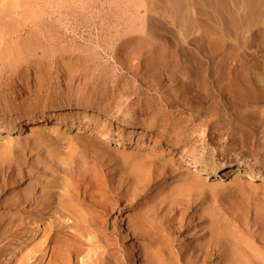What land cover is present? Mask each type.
I'll list each match as a JSON object with an SVG mask.
<instances>
[{"label":"bare ground","instance_id":"6f19581e","mask_svg":"<svg viewBox=\"0 0 264 264\" xmlns=\"http://www.w3.org/2000/svg\"><path fill=\"white\" fill-rule=\"evenodd\" d=\"M11 1L7 7L10 3L5 5L2 0L0 7H7L3 8L6 12H1L3 17L15 12L21 3ZM177 1L180 8H185V14L180 15L191 34L188 39L186 34L174 39L180 53L172 50L166 55L163 48L169 45L155 44L146 38H141L139 43L142 49L147 47L151 64L160 62L161 58L171 63L172 70L164 75L167 80L174 78L179 61L183 65L192 63V69L188 70L193 113L191 117H173L163 112L160 118L151 110L149 116L143 109L153 103L150 106L144 103L146 107L127 112L122 122L125 128L152 134L155 140L163 139L162 143L171 151H177V145L185 144L190 135L197 137L196 141L206 137L208 144L222 138L228 153L224 155L222 150L221 161L217 163L196 159L193 172L202 171L204 179H209L237 166L236 171L246 174L248 179L260 178L249 167L241 170L228 155L232 151L249 157L258 170L264 168V0ZM19 9L17 12H22ZM2 29H6L4 24ZM10 34L7 38L2 34L6 51L0 54V61H4L0 64V136L6 138L0 143V242L18 244L13 247L18 253L11 251L9 258L0 264H27V257H35L34 264H132L131 256H138L140 264H203L209 252H217V264H264L254 246L264 244V209L256 213L253 227L244 230L239 220L234 221L233 227L215 223L210 205H206L202 211L209 217L205 227L209 236L198 244H173L175 238L171 232L161 229L154 217L155 209L139 203L149 182L156 183L173 172L165 157L160 161L158 156L133 149L112 157L106 151L90 147L91 144L81 145L68 138L69 145L62 153L66 137L58 125L68 118L74 119L76 114L61 117L54 111L82 109L100 116V120L106 119L112 100L109 101L112 91L105 86L108 76L90 67L52 69L33 65L30 57L34 43L28 37L24 42L15 40L16 37L11 40ZM68 57L79 58L75 54ZM161 65V68L169 67ZM167 99H160L164 107H174L176 102ZM178 106L184 109L183 105ZM88 116L84 115L85 121L91 119ZM50 117L56 122L48 129L55 133L53 139L47 133L36 134V128L32 127L29 138L21 143L16 134L23 121L33 125ZM107 127L94 124L101 139L110 138ZM202 163L206 166L204 170L199 169L198 164ZM197 179L190 176L166 187L161 201L170 204L189 201L193 192L205 190ZM124 212L131 213L122 219ZM179 213L183 215L184 211ZM214 231L216 235L211 237ZM130 240L136 245L128 247L125 242Z\"/></svg>","mask_w":264,"mask_h":264},{"label":"rangeland","instance_id":"374dc122","mask_svg":"<svg viewBox=\"0 0 264 264\" xmlns=\"http://www.w3.org/2000/svg\"><path fill=\"white\" fill-rule=\"evenodd\" d=\"M3 1L4 4L5 2L6 4L10 3L7 7L12 4L11 0ZM163 1L164 0H27L26 2V0H19V2H21L20 4L23 3L22 6H24V8L23 10L19 9L21 6L18 4L16 9L22 12L19 13V11L17 12L15 9H13L15 11L13 12L11 9L13 15L9 13L11 15V17L10 15L7 16L9 19L3 17V13L6 12L3 8L6 6L1 5L0 17L2 16V18H0V27L2 28L4 24L6 29L0 30L2 32H0V54L6 51L5 47L3 48L2 46L4 38L1 36L3 34V36L7 38V35L11 32V40H14L16 37L15 40L24 42L29 38L32 43H34L32 46V56L30 57L33 65L52 69L69 66L70 68L82 67L80 68L81 70H86L90 67V69L92 68L95 71L100 70L105 73L106 76H108V79L105 80V86L109 88L113 94H109V101L112 100L109 102L110 114H108L106 119L102 118L100 120V116H94V114L89 113V111L87 112V110L84 111L82 109L64 108L61 109V111H54L56 115H62L61 117H64L65 114H76V119L68 118L64 121L65 123L58 125V129L64 132L66 137V142L63 143L64 145L61 147V152L63 153L67 150V145H69L67 143L68 138L81 145L91 144L90 147L97 151H106V153L110 154L112 157L116 154L119 155L123 153V151L124 153L130 152V150L133 149L158 156V160L160 161L166 158L165 160L169 161L168 165L172 167L173 172L170 174L168 173L169 175L166 174L164 177L165 179H161L156 183H152V181L149 182L145 188V193L142 194L143 197L139 199V203H145L148 206L150 205V208L155 209L154 217L162 225L161 229H166L171 232L173 238H175L173 244H198L209 236V229L205 228L208 226L207 224H209V219H207L209 217L202 211L206 205H210L208 206L209 211L215 223L219 221L224 225L233 227L234 221L239 220L240 226L245 227L244 230L248 227H253L256 213H260V211L264 209V199L262 198L264 197V180L262 179V177H264V168L263 170L262 168L258 170V165H254L249 157H241L229 151L228 156L232 159L233 164L238 163L241 170L245 167H249L254 171V174L260 176V178L248 179L246 174H239V172L236 171L238 167L235 166L233 170H223L220 171L218 175L211 176L212 178L204 179L205 176L202 171L201 173L193 172L194 161L200 158H205L214 163L221 161V155L219 154H222V150H224L225 155L228 153L227 150H229V148L225 146L224 139L219 138L214 144H208L206 137H198L199 140L196 141L197 137L194 138V136L190 135L187 140H184L186 141L185 144L177 145V151H171L172 149L167 148L164 143H162L163 139H161V141L155 140V138L152 139L154 137L152 134L144 135L139 129L125 128L124 122L122 121L128 114L127 112L137 110V108L141 111V109L146 107L144 106L146 104L150 106L153 103L152 106L143 109L146 114L149 113V116L152 111L156 113V117L163 116V112L173 117L176 115L191 117L193 113L190 108L194 105V98L192 97L193 92L189 84V70L192 69V63L183 65L179 61V68L175 70L174 78L172 77V79L167 80L164 75H167L170 73L169 71L172 70L171 63L161 58L160 62L151 64L149 59H147V47L145 46L146 48L143 47L142 49L139 43L141 38H146V40L155 41V44L161 43L169 45V47H165L166 49L163 48L164 53L168 55L172 53V50H176L177 53H180V48L175 44V40L181 37V35L186 34V36H188L186 37L187 39L191 37L190 31L188 28L186 30L184 26L186 25L184 17L180 15L185 14L183 11L185 8H183V6L180 8V4L177 0ZM0 2V4H3L2 0H0ZM162 4H166V6ZM14 13H17L16 15H18V17L14 16ZM22 13L23 15H21ZM23 16L24 18H21ZM20 18L22 21L19 20ZM13 20L17 24H13ZM1 22L3 23L2 25ZM10 26L13 27L11 31H9ZM35 27L37 28L35 29ZM29 31L32 32L30 33ZM169 40L173 41L172 44ZM28 42L29 41L26 43ZM185 47L190 48L186 45ZM27 52H29V50ZM73 54L79 58L72 59L68 57ZM80 58H82V60ZM3 62L4 61H0V64H3ZM162 63L166 64V67H169L161 68ZM21 64L24 65L25 63ZM102 81L103 80H100V82ZM158 92H162V94L159 95ZM158 96H162L160 99L169 98L170 100L167 99L168 101L172 100V102H176L174 107L170 108L166 105L164 107L163 100L158 99ZM177 103L180 106L183 105L184 109L181 110ZM153 108L157 109V111H154ZM89 114L90 116L88 117H91V119L85 121L84 115L86 116ZM79 116L81 118H79ZM71 122L73 126L70 124ZM96 122L108 126L107 130H109L108 136L110 138H100L96 128H94ZM55 123L56 122L51 117L39 123L35 122L33 125H30V122L23 121L21 129L16 135L20 137L21 143H24L23 141L29 138L32 127H35L36 134L39 131V133H47L50 137L52 136L53 139L55 133H52L48 129L54 126ZM178 132L177 130L176 135H179ZM193 135L195 134L193 133ZM1 139L0 143L6 138L3 136V139ZM136 140L137 142H135ZM139 144H143V146H137ZM87 149H89V147ZM90 154L93 155V153ZM198 165L200 170L206 169L203 163ZM190 169H192V171ZM164 171L165 170L162 168L161 172ZM190 176H194L196 179L198 178L199 184H201V187L205 190L199 188L200 190L198 192H193V194L188 197L190 199L189 201H179L180 203L175 202L172 204H170V202L167 203V201H161L165 193L164 190H168L166 187L175 185V183L179 184L177 182H180L182 179H188ZM207 187H209V189ZM172 206H174L177 211H175ZM187 206H189V208ZM179 210L184 211L183 215L179 213ZM130 213L131 212H124L121 218L124 219L125 215H129ZM256 226H258L257 223ZM259 228L260 227H258V229ZM237 230L245 233L243 229ZM215 235L216 232L214 231L211 237ZM125 243L128 247L130 245L131 247L132 245H136L133 240L129 242L126 241ZM14 245L18 244H9L6 240L0 242V262H5V260L9 258L8 254L11 251H15V254L18 253L17 250L13 249ZM25 246H27V244L23 245V248H25ZM254 246L257 252L260 253L259 255L263 257V261L264 244H254ZM135 251L134 253H136ZM216 255L217 252H209L206 255V262L203 264H217ZM27 258V264H34L33 262L35 260L33 258L35 257ZM129 259L132 264H140L138 256H131Z\"/></svg>","mask_w":264,"mask_h":264}]
</instances>
